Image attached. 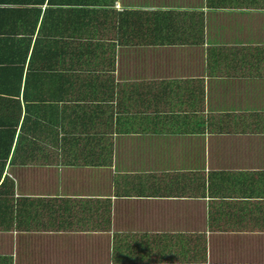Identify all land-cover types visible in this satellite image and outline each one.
<instances>
[{
  "label": "crops",
  "instance_id": "0c3cea01",
  "mask_svg": "<svg viewBox=\"0 0 264 264\" xmlns=\"http://www.w3.org/2000/svg\"><path fill=\"white\" fill-rule=\"evenodd\" d=\"M46 2L0 0V264H264V0Z\"/></svg>",
  "mask_w": 264,
  "mask_h": 264
},
{
  "label": "trees",
  "instance_id": "16d2710c",
  "mask_svg": "<svg viewBox=\"0 0 264 264\" xmlns=\"http://www.w3.org/2000/svg\"><path fill=\"white\" fill-rule=\"evenodd\" d=\"M44 2V0H37V3L38 4H42ZM54 2H56V0H47V2L46 3H54ZM1 10H6V9H3V8H0V14H2V11ZM11 54H8L7 55V57L8 56H10ZM6 61H8V65L7 66H13V64H12V62H15V61H13V59H10L9 58V60H6ZM19 62H20V60H19ZM33 60H31L30 62H29V66L31 67V66H33ZM39 65H41V66H46V62H39ZM47 67V66H46ZM8 78H10V79H12V80H14L13 78H11V77H8Z\"/></svg>",
  "mask_w": 264,
  "mask_h": 264
},
{
  "label": "rangeland",
  "instance_id": "374dc122",
  "mask_svg": "<svg viewBox=\"0 0 264 264\" xmlns=\"http://www.w3.org/2000/svg\"><path fill=\"white\" fill-rule=\"evenodd\" d=\"M124 62V61H123ZM123 62H121V60L119 61V63H118V67H119V69H122V67H124L123 65H124V63ZM128 62H131L130 60H128ZM129 65V64H128Z\"/></svg>",
  "mask_w": 264,
  "mask_h": 264
}]
</instances>
